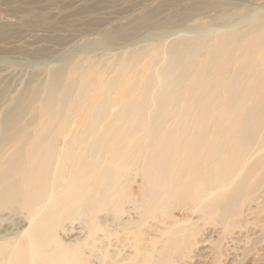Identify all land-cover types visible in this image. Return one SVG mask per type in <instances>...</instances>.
<instances>
[{
    "label": "bare ground",
    "instance_id": "6f19581e",
    "mask_svg": "<svg viewBox=\"0 0 264 264\" xmlns=\"http://www.w3.org/2000/svg\"><path fill=\"white\" fill-rule=\"evenodd\" d=\"M226 1L254 0H220L225 13ZM166 2L179 24L201 10L197 2ZM227 20L183 32L151 29L135 49L122 48L108 61L93 57L94 50L108 52L109 42L135 39L157 25L142 21L115 34L98 21L99 37L81 45L79 59H62L50 84L13 103L0 137V219L19 203L30 222L0 243L2 263L94 264L96 257L106 264L130 225L138 231L125 249L136 255L121 264L184 263L219 233L201 241L205 230L220 225L222 243L205 253L226 264L234 236L264 210V5ZM176 208L188 220L177 219L148 248L153 221L178 217ZM79 220L95 240L73 250L60 233Z\"/></svg>",
    "mask_w": 264,
    "mask_h": 264
},
{
    "label": "rangeland",
    "instance_id": "374dc122",
    "mask_svg": "<svg viewBox=\"0 0 264 264\" xmlns=\"http://www.w3.org/2000/svg\"><path fill=\"white\" fill-rule=\"evenodd\" d=\"M187 1H189L186 4L188 6H193L197 2L199 7L201 6V10L199 13H195L197 16L189 19L187 23L179 24L170 19L174 10L168 11L171 8L166 0H0V46L4 45L10 48L0 49V96H2L0 102V137L4 136L2 126L4 124V113L10 110L11 107L13 108V103L17 99L25 96L22 101H27L29 94L34 92L40 84H50L53 78V72L65 64H63L62 59L67 58L70 62H73L74 59H79L78 57L82 56V53L79 52L81 45L84 46L86 43L92 42L94 38L99 37L97 34L100 33L101 28L94 25L96 22L99 21L106 28L109 27L110 31L115 34L136 29L142 21H150L157 25V27L151 25L144 28L141 35L135 39H120L114 43L109 42L111 44L109 46L111 50L108 52L102 51L101 49L94 50L93 57H102L101 59L108 61L123 54L124 51H120L122 48V50L124 48L135 49L137 42L144 39L150 33L151 29L154 32L167 33L173 30H180L179 32L182 30L183 32L189 30L190 27L200 24L219 27L222 24L231 23V21L227 20L228 15H236V13L242 16L249 15L255 9L264 5V0H254L251 1L253 4L248 2L244 5L226 1V3L230 4H227V8H225L227 13H225L218 7L220 0ZM205 2L209 3L207 4ZM232 2L234 1L232 0ZM94 7L100 8L98 10L99 12ZM142 9L145 11L143 10L144 12H142ZM102 13L107 18L99 19ZM127 17L133 19L127 20L129 19ZM95 19L97 20L92 21ZM158 21L160 22L159 24ZM34 43L36 44L34 45ZM134 43H136L135 46ZM16 44L21 45V48H24V50L18 49ZM76 49L77 53L75 52ZM41 50L43 52L37 53ZM71 53H73V56ZM259 56H264V49L259 53ZM59 59L61 62H59ZM45 61H47V65H44ZM46 66L48 67L44 68ZM147 71L150 70L147 69ZM119 75L120 73L115 74V76ZM69 78L70 80L75 79V74H69ZM27 87L28 89H26ZM12 207L7 208L4 213V218L0 219V243L19 236L29 225L30 220L27 217V211L24 210L23 205L18 203ZM10 209L16 210L12 211ZM257 212L251 216L250 219H252V222L250 226L240 230L241 232L234 236L231 245L233 254L227 258L226 264H264V210ZM172 214L178 217L170 218L169 216L161 215L159 220L153 221L154 224L150 227L149 234H147L148 248H151L153 241H158L163 233L176 227L178 220L181 222L188 220L184 216V212L179 208H176ZM196 220H201V217L198 218L196 216ZM64 228L60 233V237L68 248L70 247L73 250L83 249L84 246L89 245V241L95 240L91 236L92 232L90 228L81 220L68 221ZM130 228L134 229L127 232ZM127 229L125 228L121 235L122 240H120L119 247L112 248L114 255V257L110 258L112 261L110 260L106 264H112L114 262L116 264L125 263L126 260H131L136 255L133 253L135 250L133 247L125 248L130 238H135V235L130 234H135L138 231V227L130 225ZM213 230L216 232L219 231V233L210 242L201 244L197 248L193 259H190L189 262L177 264H215L216 259L213 257L208 258L209 254L207 255L205 251L211 248L214 250L220 246L223 241L221 232L224 230V227L211 225L210 229H206V234H203L200 239L201 241H206L210 236L209 232L213 233ZM102 237L103 240L106 239L104 236ZM100 249L102 253L105 251L102 247ZM122 249L125 250V253L123 257H120V251ZM56 252L54 250V253ZM91 252L92 249L90 248L89 253ZM1 255L0 253V264H4L2 263L3 257ZM91 256L93 255L91 254ZM114 258H117V261H114ZM93 260L95 261L94 264L104 263L102 259L96 257ZM6 262V264H13L11 258ZM130 264L132 263L130 262Z\"/></svg>",
    "mask_w": 264,
    "mask_h": 264
}]
</instances>
